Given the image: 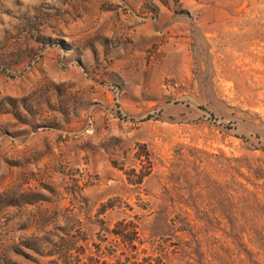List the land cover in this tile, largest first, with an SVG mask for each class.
Returning <instances> with one entry per match:
<instances>
[{
	"label": "rangeland",
	"instance_id": "rangeland-1",
	"mask_svg": "<svg viewBox=\"0 0 264 264\" xmlns=\"http://www.w3.org/2000/svg\"><path fill=\"white\" fill-rule=\"evenodd\" d=\"M127 260L264 264V0H0V264Z\"/></svg>",
	"mask_w": 264,
	"mask_h": 264
},
{
	"label": "trees",
	"instance_id": "trees-1",
	"mask_svg": "<svg viewBox=\"0 0 264 264\" xmlns=\"http://www.w3.org/2000/svg\"><path fill=\"white\" fill-rule=\"evenodd\" d=\"M120 226V225H119ZM132 229H133V232H134V230L136 229V227L135 226H132ZM125 231V229H123V232ZM135 234V233H134ZM116 235V234H115ZM120 236H118L119 238H120V241L122 242V243H125V244H128V245H130L131 243H133L134 242V240L132 239V238H129V237H124V236H122V234H119ZM70 250L68 249V250H66L65 251V253H68ZM145 260H147V259H145ZM136 262V261H135ZM126 264H130L129 263V261L127 260L126 261ZM132 264H136V263H132Z\"/></svg>",
	"mask_w": 264,
	"mask_h": 264
}]
</instances>
